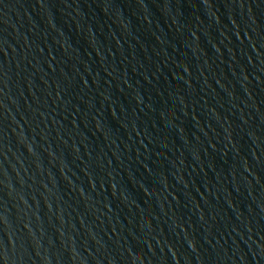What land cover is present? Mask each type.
<instances>
[{"label":"water","instance_id":"water-1","mask_svg":"<svg viewBox=\"0 0 264 264\" xmlns=\"http://www.w3.org/2000/svg\"><path fill=\"white\" fill-rule=\"evenodd\" d=\"M107 107L185 264H264V0H33Z\"/></svg>","mask_w":264,"mask_h":264}]
</instances>
